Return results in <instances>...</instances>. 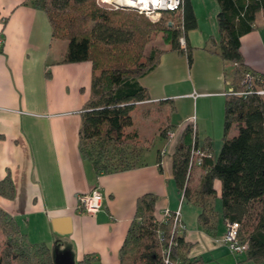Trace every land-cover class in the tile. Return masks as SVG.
Here are the masks:
<instances>
[{
  "label": "crops",
  "instance_id": "0c3cea01",
  "mask_svg": "<svg viewBox=\"0 0 264 264\" xmlns=\"http://www.w3.org/2000/svg\"><path fill=\"white\" fill-rule=\"evenodd\" d=\"M31 2L0 0V181L8 176L13 187L11 199L0 197V211L30 244L45 245L51 256L69 253L74 264L87 257L91 264H119L136 201L152 194L157 197L158 222L163 221L165 210H179L182 234L191 245L188 257L202 258L206 264H254L214 244L225 231L222 219L221 230L218 225L215 234L207 233L197 221L200 209H187L184 202L194 203L180 201L173 176V154L188 125L194 124L198 146L209 147L213 157V145L221 146L225 75L233 66L213 52V44L219 42L216 0H196L199 8L190 0L197 20V28L187 33V45L193 48L191 65L186 54L169 51L138 80L148 94L140 105L150 111L142 117V130L135 120L133 129L147 160L109 175H97L78 150L80 111L90 95L91 64H58L67 43L52 37L47 15ZM240 41L245 64L264 76V13L257 14L253 31ZM166 128L174 133L170 141L161 133ZM200 175V168L192 172L193 190ZM94 188L102 194L101 209L93 216L80 213L77 197ZM214 188L218 199L217 181Z\"/></svg>",
  "mask_w": 264,
  "mask_h": 264
},
{
  "label": "trees",
  "instance_id": "16d2710c",
  "mask_svg": "<svg viewBox=\"0 0 264 264\" xmlns=\"http://www.w3.org/2000/svg\"><path fill=\"white\" fill-rule=\"evenodd\" d=\"M218 44L213 52L233 66L225 75L224 123L221 147L216 157L209 147H199L193 125L182 133L173 154L176 188L186 201L200 209L197 221L209 234H215L220 218L223 224H238L240 244H247L244 262L264 263V98L255 94L256 85L246 92L247 75L263 79L246 64L241 53V38L253 31L256 16L264 13V0H216ZM32 6L48 18L52 37L65 41L67 49L58 64L89 62L92 67L90 95L84 103L78 132V150L91 163L97 175L114 174L141 166L143 146L135 129L132 112L135 105L148 99L147 90L138 80L156 68L166 52L186 54L192 62L193 48L187 45V33L197 28L190 0H183L175 11L163 12L157 23H150L132 10H107L97 0H32ZM177 19V22L175 20ZM161 33L168 49H151L145 56L152 34ZM184 36L185 49L179 38ZM213 42V40H210ZM2 35H0V44ZM214 43V42H213ZM206 49V46L203 47ZM47 77L50 73H47ZM264 88V85H261ZM170 128V127H169ZM232 131L235 133L232 135ZM168 128L162 130L166 136ZM211 155L201 163L199 184L188 187L189 153L192 145ZM220 185L219 214L210 200L216 198L214 183ZM13 187L8 176L0 181V197L11 199ZM157 197H139L135 213L119 251V264H165L163 249L170 241V264H206L202 258L188 257L190 244L184 235L172 233L173 216L166 222L155 218ZM0 234L4 238L0 264H53L48 248L32 245L13 220L0 211ZM159 234L163 237L160 242ZM7 260V261H6ZM84 258L77 264H91ZM238 264H242L239 262Z\"/></svg>",
  "mask_w": 264,
  "mask_h": 264
},
{
  "label": "built area",
  "instance_id": "2783aa9c",
  "mask_svg": "<svg viewBox=\"0 0 264 264\" xmlns=\"http://www.w3.org/2000/svg\"><path fill=\"white\" fill-rule=\"evenodd\" d=\"M103 2V0H101ZM183 0H155L154 1H148L144 3H133V5H119L126 7L125 10H132L137 12L140 15H144L148 19H150L152 22H158L163 12L168 11H175L177 10L182 3ZM150 2V3H149ZM104 3V2H103ZM114 9L116 8L115 4ZM117 5V4H116ZM185 38L184 36H181L179 38V46L182 49H185ZM244 87H246V92H239L234 93L236 96H243L248 93L252 89L253 86L256 85V91L255 94L259 97L264 98V88L261 87V85H264V78L263 79H254L253 76L247 75L243 82ZM226 94H233V91L231 88L226 89ZM193 129L194 128V124ZM174 136L173 131L167 132V139L170 141ZM162 155L165 154V149L161 152ZM211 155L207 152L205 149H201L199 147L192 145V148L189 153V159H188V169L187 172L189 176L192 175V172L194 169L200 168L201 163L204 158L210 157ZM102 194L98 188H94L89 193L81 194L77 197V211L80 213H84L86 215L93 216L99 212V210L102 207ZM184 197L183 194H181L180 201H183ZM173 216L172 220V233H175L177 235H181L184 232V226L180 219L179 210L171 213L169 210H165L163 212V221L166 222L170 216ZM237 230H238V224L236 223H225V231L222 237L215 239L214 244L224 246L228 249L230 254H232L234 257H240L244 255V253L247 250V244H240L238 237H237ZM160 242L163 243V237L161 234H159ZM173 243L170 241L167 248L163 249V254L165 255V264H170L169 261V249L170 246ZM264 264V263H262Z\"/></svg>",
  "mask_w": 264,
  "mask_h": 264
},
{
  "label": "rangeland",
  "instance_id": "374dc122",
  "mask_svg": "<svg viewBox=\"0 0 264 264\" xmlns=\"http://www.w3.org/2000/svg\"><path fill=\"white\" fill-rule=\"evenodd\" d=\"M104 2V3H103ZM101 1V0H97V4L101 7V8H103V9H107V10H113L114 9V5L113 4H108L106 1ZM194 2H195V4L197 5V3H196V0H194ZM208 5H209V3H207ZM211 7V6H210ZM197 8H199L198 7V5H197ZM198 10V9H197ZM137 15H140V14H137ZM201 13H200V11L198 10V16L201 18ZM146 20H148V22H150V23H157V22H152L150 19H148L147 17H145L144 15H142ZM161 18V17H160ZM175 22H177V19L175 20ZM164 46H166L164 43H163V41H162V34L161 33H156V34H152V36L150 37V39H149V42H148V44H147V46L145 47V52H144V55L146 56L148 53H149V51L151 50V49H157V50H161V49H163V47ZM231 73H232V70L231 69H227V77L228 78H230V76H231ZM150 111V108L147 106V105H135L134 106V110H133V114H132V116L134 117V120H135V122H136V127H138V128H141V130H142V128H143V124L141 123L142 122V117H143V115L146 113V112H149ZM235 132L234 131H232V135L234 134ZM158 142H159V140H157V142H156V144L154 145V148H156L157 147V145H158ZM220 145L218 144V143H216V144H214L213 145V149H212V151H213V154H214V156H217L218 155V152H219V150H220ZM154 151H155V149H154ZM146 158L144 157V158H142L141 159V162L142 163H144V162H146ZM188 187H191L190 189L191 190H193V188L195 187V185H196V179H194V177H190V180H189V182H188ZM210 203L211 204H213V206H214V208L220 213V209H221V204H220V201L217 199V198H213V199H211L210 200ZM184 206L187 208V209H198V207L197 206H195L194 204H187L186 202H184ZM199 210V209H198ZM221 228H222V223L221 222H219V230H221ZM3 242H4V238H3V236L0 234V253L3 251V247H4V245H3ZM235 258H237V257H235ZM7 261V260H6ZM7 264H16L15 262H13V261H7Z\"/></svg>",
  "mask_w": 264,
  "mask_h": 264
},
{
  "label": "water",
  "instance_id": "95a60500",
  "mask_svg": "<svg viewBox=\"0 0 264 264\" xmlns=\"http://www.w3.org/2000/svg\"><path fill=\"white\" fill-rule=\"evenodd\" d=\"M116 8L118 9H126V7L124 6H119V5H116ZM52 261H53V264H74L69 253H64V254H54L52 256Z\"/></svg>",
  "mask_w": 264,
  "mask_h": 264
},
{
  "label": "bare ground",
  "instance_id": "6f19581e",
  "mask_svg": "<svg viewBox=\"0 0 264 264\" xmlns=\"http://www.w3.org/2000/svg\"><path fill=\"white\" fill-rule=\"evenodd\" d=\"M103 1H106L108 4H117V5H133V3H144L148 1L155 2V0H103Z\"/></svg>",
  "mask_w": 264,
  "mask_h": 264
}]
</instances>
